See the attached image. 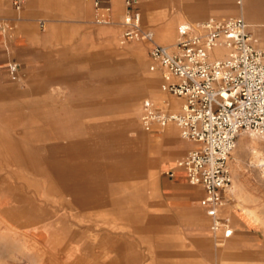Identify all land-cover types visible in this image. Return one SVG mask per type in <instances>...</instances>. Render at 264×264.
Instances as JSON below:
<instances>
[{"label": "rangeland", "instance_id": "obj_1", "mask_svg": "<svg viewBox=\"0 0 264 264\" xmlns=\"http://www.w3.org/2000/svg\"><path fill=\"white\" fill-rule=\"evenodd\" d=\"M15 1L0 0V264H264V138L260 163L255 149L230 159L220 216L234 235L220 240L203 188L169 175L196 145L175 125H141L143 101L155 102L148 82L165 96L157 105L184 101L149 70L151 43L121 44L127 0H106L109 25L93 0H21L20 11ZM135 1L163 46L212 19L264 25V0ZM163 31H176L171 44ZM243 223L259 243L237 236Z\"/></svg>", "mask_w": 264, "mask_h": 264}, {"label": "built area", "instance_id": "obj_2", "mask_svg": "<svg viewBox=\"0 0 264 264\" xmlns=\"http://www.w3.org/2000/svg\"><path fill=\"white\" fill-rule=\"evenodd\" d=\"M93 2L96 23L109 25L107 1ZM22 5L23 1H15L18 11ZM122 26L121 44L151 43L149 70L161 72L164 93L184 101L176 112L170 103L161 107L144 100L140 115L143 129L155 133L173 124L184 140L196 145L176 162V170L169 175L182 173L191 186L202 187L205 196L201 205L212 219L211 230L220 240L232 238L233 229L220 216L233 184L230 159L242 133L264 138V42L258 35L264 25H252L243 17L212 19L180 28L171 49L154 43L153 33L142 26L137 1L127 0ZM7 69L17 77L18 64L10 63Z\"/></svg>", "mask_w": 264, "mask_h": 264}, {"label": "bare ground", "instance_id": "obj_3", "mask_svg": "<svg viewBox=\"0 0 264 264\" xmlns=\"http://www.w3.org/2000/svg\"><path fill=\"white\" fill-rule=\"evenodd\" d=\"M115 3H116V9H118V6H119V2L116 0L115 1ZM240 3V2H239ZM240 4H242V3H240ZM242 11H243V13H244V5L242 6ZM179 22V21H178ZM186 27V26H185ZM184 28V27H183ZM175 32L176 31H163V34H162V36L163 37H161V38H163L164 40H165V42L166 43H170V41L171 40H173L174 38H175ZM171 44V43H170ZM167 47H169V48H171V49H174V47H173V45H171V46H167ZM218 55L220 54V55H223L224 53L223 52H216ZM158 83V82H157ZM148 87V89L150 90V91H152V94H151V96H152V98H154V100H155V102L157 101V102H159V103H166V99H165V96L164 95H162V94H158V93H155L154 91H153V85L151 84V82H148V85H147ZM155 86V85H154ZM158 86V85H157ZM171 104V107H172V109H176L178 106H179V103H170ZM182 108V107H181ZM130 122H131V126L132 127H136L137 126V120L134 118V117H130ZM173 125V124H172ZM130 126V127H131ZM245 133H249L250 134V136L252 137V140L250 141V142H247V141H245L244 140V138H243V135L245 134ZM168 134H169V136L170 137H172V138H176L177 137V132L175 131V129H173V128H170V129H168ZM259 136V135H258ZM257 136V134H255V133H251V132H244V133H242L240 136H239V138H238V140H237V142H236V146H235V149H234V151H233V154L232 155H236V156H238V155H240L241 153H243L244 151H250L251 152V150L252 149H255V150H257L255 153H252V155H253V157L257 160V161H259V156H258V153H259V151H258V149L260 148V147H262V145L260 144V142H262L261 140L259 141L258 139H259V137ZM176 141H177V139H176ZM252 152H254L253 150H252ZM245 153V152H244ZM262 153V152H261ZM239 159V158H238ZM260 161H261V157H260ZM260 161H259V163H260ZM236 188H238L241 192H243V188H242V186H239L237 183H236ZM17 247V246H16ZM24 249V248H23ZM21 251V250H20ZM25 253V252H24ZM14 256H16V255H14Z\"/></svg>", "mask_w": 264, "mask_h": 264}, {"label": "crops", "instance_id": "obj_4", "mask_svg": "<svg viewBox=\"0 0 264 264\" xmlns=\"http://www.w3.org/2000/svg\"><path fill=\"white\" fill-rule=\"evenodd\" d=\"M0 10H1V9H0ZM0 20H4V16L1 15V11H0ZM0 65H2V64L0 63ZM182 105H183V104L180 103L179 110H181ZM179 110H178V111H179ZM195 148H196V147H195ZM195 148H194V149H195ZM194 149H193V150H194ZM172 181H173L176 185L179 184V183L175 182V179H172ZM188 184H189V183H188ZM189 185H190V184H189ZM190 186H191V185H190ZM243 225H244L245 228H244V229H239L238 232H237V236H239L240 238L243 237V236L246 237V238H248V236H250V235H254L255 237L253 238V242H252V243H254V244H255V243H259L258 240H257V238H256L255 233H254V234H251V233H249V232H245L244 230H246L247 227H246V224H245V223H243ZM250 240H251V239H250ZM239 241H241V240H239Z\"/></svg>", "mask_w": 264, "mask_h": 264}]
</instances>
